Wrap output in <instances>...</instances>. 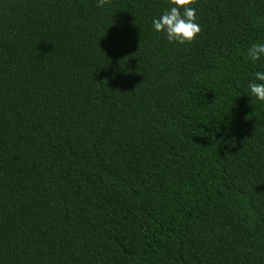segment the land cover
I'll list each match as a JSON object with an SVG mask.
<instances>
[{
    "label": "trees",
    "instance_id": "trees-1",
    "mask_svg": "<svg viewBox=\"0 0 264 264\" xmlns=\"http://www.w3.org/2000/svg\"><path fill=\"white\" fill-rule=\"evenodd\" d=\"M0 0V264H264V0Z\"/></svg>",
    "mask_w": 264,
    "mask_h": 264
},
{
    "label": "clouds",
    "instance_id": "clouds-1",
    "mask_svg": "<svg viewBox=\"0 0 264 264\" xmlns=\"http://www.w3.org/2000/svg\"><path fill=\"white\" fill-rule=\"evenodd\" d=\"M107 0H96L102 7ZM196 0H167V7L152 19V29L162 34L169 44L184 45L192 43L201 32L197 22ZM247 58L255 65L264 62V41L252 43L247 49ZM247 96L264 103V69H257L251 74L247 84Z\"/></svg>",
    "mask_w": 264,
    "mask_h": 264
}]
</instances>
